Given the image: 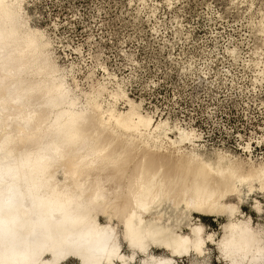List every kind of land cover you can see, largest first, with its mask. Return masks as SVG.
<instances>
[{
	"label": "bare ground",
	"instance_id": "6f19581e",
	"mask_svg": "<svg viewBox=\"0 0 264 264\" xmlns=\"http://www.w3.org/2000/svg\"><path fill=\"white\" fill-rule=\"evenodd\" d=\"M50 49L24 0H0V264H210V246L264 264V229L231 203L263 186L264 166L187 153L198 137L120 87L78 107ZM194 215L224 217L221 237Z\"/></svg>",
	"mask_w": 264,
	"mask_h": 264
},
{
	"label": "rangeland",
	"instance_id": "374dc122",
	"mask_svg": "<svg viewBox=\"0 0 264 264\" xmlns=\"http://www.w3.org/2000/svg\"><path fill=\"white\" fill-rule=\"evenodd\" d=\"M24 17L50 42L78 107L98 84L120 87L154 120L198 137L187 153L264 166V0H24ZM249 190L231 203L264 229V184ZM198 218L221 237L224 217ZM209 249L210 264H226Z\"/></svg>",
	"mask_w": 264,
	"mask_h": 264
}]
</instances>
